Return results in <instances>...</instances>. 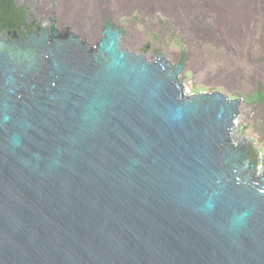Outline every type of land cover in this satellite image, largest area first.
Here are the masks:
<instances>
[{
	"label": "water",
	"instance_id": "water-1",
	"mask_svg": "<svg viewBox=\"0 0 264 264\" xmlns=\"http://www.w3.org/2000/svg\"><path fill=\"white\" fill-rule=\"evenodd\" d=\"M118 42L0 48V264H264V176L224 142L238 98L183 100Z\"/></svg>",
	"mask_w": 264,
	"mask_h": 264
},
{
	"label": "rangeland",
	"instance_id": "rangeland-1",
	"mask_svg": "<svg viewBox=\"0 0 264 264\" xmlns=\"http://www.w3.org/2000/svg\"><path fill=\"white\" fill-rule=\"evenodd\" d=\"M195 2L196 6L192 0H125L120 5L121 16L130 27V35L124 45L135 49L139 43L147 44L174 63L182 59L178 60L182 64L179 80L186 95L220 91L232 98L242 97L231 139L248 145L249 159L255 160L258 171H264V102L247 100L251 91L264 92V0H240L242 22L237 27L236 45L229 42L220 15L210 2ZM199 18L209 27L198 22ZM90 30L97 33V26ZM87 39L91 43L95 40ZM227 67L234 69L237 80L222 78L218 70L224 72ZM242 71H250V77H240Z\"/></svg>",
	"mask_w": 264,
	"mask_h": 264
},
{
	"label": "bare ground",
	"instance_id": "bare-ground-1",
	"mask_svg": "<svg viewBox=\"0 0 264 264\" xmlns=\"http://www.w3.org/2000/svg\"><path fill=\"white\" fill-rule=\"evenodd\" d=\"M125 0H0V48L23 51V46H29L30 40L34 38V43L41 38H47V44L52 46V31H54L56 43L74 40V46L91 51V57H98L101 46L105 43V33L107 32L113 39L119 40L118 52L132 59L134 62L150 64L151 69L157 64H162V69H166L170 76H177L182 64L178 59L172 62L168 56L152 49L147 44L139 43L132 49L124 45L125 38L130 35V27L122 21L121 3ZM180 3L186 0H178ZM220 15L222 27L226 30L228 40L236 45L239 39L237 27L242 22L240 13V0H208ZM192 6H196L192 0ZM169 9V8H168ZM170 10V9H169ZM196 11V10H195ZM194 11V12H195ZM192 14L196 18L195 14ZM170 13L172 11L170 10ZM198 13V12H197ZM199 18L204 27H209L207 23ZM97 26V33L91 29ZM208 25V26H207ZM135 35V34H134ZM138 37V36H137ZM87 38L95 39L93 43ZM226 67V66H225ZM260 68V67H259ZM261 69V68H260ZM263 69V68H262ZM222 78L233 77L234 69L225 68ZM254 71V68L252 69ZM217 73V74H220ZM250 77L251 72H241V76ZM219 77V75H216ZM178 88L183 100L196 95L209 96V92H196L192 94L183 93V84L178 80ZM221 94L227 100L238 98L236 111L226 124V135L224 142L227 146L238 153L237 163L243 166L248 177L258 183L259 177L264 176V171H258L257 165L250 160L249 150L245 143H235L231 139V129L233 120L237 115L242 97H230L220 91H213ZM258 91H251L249 95L256 96ZM248 95V96H249ZM247 96V100L248 97Z\"/></svg>",
	"mask_w": 264,
	"mask_h": 264
},
{
	"label": "trees",
	"instance_id": "trees-1",
	"mask_svg": "<svg viewBox=\"0 0 264 264\" xmlns=\"http://www.w3.org/2000/svg\"><path fill=\"white\" fill-rule=\"evenodd\" d=\"M248 100L251 102H264V92L259 90L256 96L249 95Z\"/></svg>",
	"mask_w": 264,
	"mask_h": 264
}]
</instances>
